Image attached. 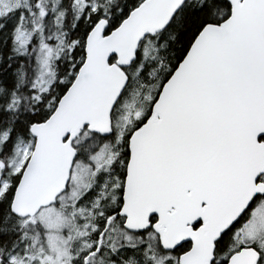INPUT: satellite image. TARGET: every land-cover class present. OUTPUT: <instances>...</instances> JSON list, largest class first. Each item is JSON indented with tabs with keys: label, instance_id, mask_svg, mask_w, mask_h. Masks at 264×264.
Here are the masks:
<instances>
[{
	"label": "snow or ice",
	"instance_id": "snow-or-ice-1",
	"mask_svg": "<svg viewBox=\"0 0 264 264\" xmlns=\"http://www.w3.org/2000/svg\"><path fill=\"white\" fill-rule=\"evenodd\" d=\"M0 264H264V0H0Z\"/></svg>",
	"mask_w": 264,
	"mask_h": 264
}]
</instances>
